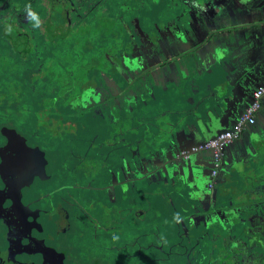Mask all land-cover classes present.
Returning <instances> with one entry per match:
<instances>
[{"label": "rangeland", "instance_id": "1", "mask_svg": "<svg viewBox=\"0 0 264 264\" xmlns=\"http://www.w3.org/2000/svg\"><path fill=\"white\" fill-rule=\"evenodd\" d=\"M1 1L0 23L4 22L6 18L11 23L7 24L6 22L3 29H0V132L4 130L5 126L16 127L29 138L28 140L37 141L44 148L43 150L59 155V157L55 156L59 160L70 161L71 190L69 193H71V207H73L72 202L84 205L87 202V192L98 193V191H88L86 187L89 184H94L95 187H98V182L102 184L99 176L95 177L91 171L82 169L90 165L89 157L90 154L96 153V147H101L103 157L107 152L102 148L103 145H96L94 137V134L98 133L96 131L102 132V136L106 138L107 142L101 141L106 145L104 147L115 146L116 149H119L122 147L121 141L130 138V136L119 138L116 142V127H119L118 132L121 134L125 128L127 129L126 125L121 127L107 125L105 122L100 126L97 121L91 125L86 114L80 112L86 111L93 119L101 117V113L104 112L116 123H119L120 117L124 113L133 109L137 110L139 107L144 110V114H151V110L147 107L155 100L153 95L156 90L167 91L166 85H164L165 80L172 82L171 85L174 89H180L181 83L178 82V78L185 77L190 67L198 69L201 66L202 68L209 58L217 61L226 53L220 45V42L225 39V34L221 30H218L219 34L216 37L213 34L217 28L221 29L225 25L223 10L226 11L228 6H225L224 9L220 0H123V9L120 15L123 19L121 17L118 20H120L123 31L124 28L128 31L127 40L131 43V50L128 54H120L119 58L107 55L116 71V81H113L107 72H103L102 78L92 80V83L78 95L74 101V106L70 107L72 111H66L65 106L70 105H62L65 103L63 100L71 101L74 99L73 93L67 92L66 88H63L68 81L63 82L60 78L50 84L39 83V80L40 82L43 80L40 77L45 75L43 69H39L37 65V58H43L40 54L48 53L51 50L61 62L67 58L64 54L68 51L74 53L77 48H80L81 51L82 48L89 47V40H91L92 45L99 46L101 44L99 38L105 36L106 29L107 32L110 30L111 34L115 33L112 27L116 28L117 26L116 14L114 15L116 0H98L99 4L95 7V20L102 19V21L95 23L93 20L85 19L84 28L89 31L85 34L80 29L79 31L77 29L71 30L69 25L67 29L61 32L58 30L60 26L66 25L65 22L68 20L67 15L64 14L66 12L59 6H55L50 11L51 16L50 14L44 15V7L40 16H34V11L39 4H51L48 0H9L8 5H6L7 0ZM89 1L94 0H74L71 4H74L73 6H76V3L81 4L77 8L88 10ZM106 2L109 3L106 4ZM232 3L233 0H229V5ZM175 10L176 13L173 18L165 19L166 14H172L171 12L174 13ZM24 12L30 13L28 15L30 21L23 20L22 22H25L23 24L19 20L26 16L22 15L20 18L18 13L23 14ZM216 13L221 14V16H217L218 21L215 23L212 14ZM150 17L160 19H154L156 21L153 23V29L144 31L138 25L136 18H139L143 24ZM48 18H51V28H47L50 32L43 38L41 36L43 35L42 30L48 26ZM109 21L110 25L106 26ZM54 23L56 26L53 29ZM132 24L135 25L137 36L129 31L133 29ZM45 31L44 34H47ZM77 36L79 37L77 38ZM110 36L108 35L106 39L108 44L112 42ZM38 39H43L40 42L42 45ZM221 62L224 63L223 60ZM227 63L229 62L226 61ZM70 74L71 76L74 75L73 73ZM61 93L62 95L59 96H63V100L57 98V95ZM131 101L133 105H130ZM226 105V99H222V107L219 108L226 110ZM57 110L61 114L52 115V112L57 113ZM212 112L215 119L221 117L216 108ZM143 113L142 115L145 117ZM236 119L237 117H234L233 123ZM261 125L255 119L252 127L254 132L259 130ZM215 130L217 132V129ZM170 131L172 132V130ZM189 132L192 131L189 129L175 131L170 133L168 140L163 141L164 144L166 143L164 150L168 155L166 160L162 154L148 155L147 153V156L140 157L141 161H139L140 166L138 167L144 172V175L151 176L154 174L157 180L162 182L166 178L173 181L175 171L171 169L180 170L184 166L180 161H189L193 158L194 153H198L192 152L184 157L181 154L184 150L173 149V140L181 134L187 135ZM194 133L195 138L201 136L200 139L202 140L205 137V132L203 133L199 129ZM88 138L91 144L86 141ZM146 138L143 141L148 143V138ZM249 141L254 144L261 143L260 146H262L264 136L261 135L259 139L253 142L252 140ZM2 142L0 139V143ZM260 151L264 156V147H260ZM69 152L71 157L68 158ZM222 157L223 154L221 160ZM110 158L116 160V151L110 152ZM92 163L93 161H91ZM72 166L78 168L72 169ZM221 166L218 175L215 176V181V177L209 174L206 182L202 184L207 191L205 197L207 200L196 196L197 188L190 178H195V174L183 177V184H187L188 188L182 193L197 203L199 207L197 209L199 215L190 214L192 216H188V221L192 225L201 224L205 229L216 224L227 223L234 227L236 234L245 236L244 231L247 229V225L233 223L237 216L234 209L229 207L223 209L216 206L220 202L218 201L219 197L216 196V185L223 168V162H221ZM259 172L263 173L264 171ZM124 177H126L125 173ZM262 180L264 182V177ZM177 181L182 183L180 178ZM259 187L264 189V185H259ZM92 189L95 190V188ZM164 189L165 187H162L160 183L156 192L165 195L167 191ZM261 191L264 192V190ZM108 193L111 201L115 200L112 187L108 188ZM146 197L149 201L152 199L150 193ZM254 197H261L262 199L264 194L257 192ZM165 198L160 199L155 207L159 208L160 204L164 206L171 204L168 200L165 201ZM234 199L237 204H241L243 201L246 203V199H242V201L236 195H234ZM258 209H260L258 212L264 213V206ZM69 211V218L73 222L74 228L55 239L65 246L66 255L73 256L72 264H76L75 259H79L81 264H117L116 248H120L121 246L118 247V245L121 243H116V237H118L116 231L110 235V229H116V209H100L99 206L90 207L87 205L85 208H73ZM256 227L260 235L264 233V229L261 231L260 225ZM197 231V228L192 229V232L186 231L183 221L178 220V224L173 225L169 230L168 239L172 240L174 245L189 246L195 241ZM246 239L247 237L243 238V240ZM151 241L153 242L152 246L146 245V242L128 245L126 251L129 253L137 252L139 257L124 259L120 264H167L168 261L164 259L161 253L162 240L157 233L154 232ZM175 251L176 249L171 247L168 248L167 252L173 253ZM108 253L114 256H109ZM158 255H161L162 259L158 258Z\"/></svg>", "mask_w": 264, "mask_h": 264}, {"label": "crops", "instance_id": "2", "mask_svg": "<svg viewBox=\"0 0 264 264\" xmlns=\"http://www.w3.org/2000/svg\"><path fill=\"white\" fill-rule=\"evenodd\" d=\"M220 3L224 6V9L225 6H228L226 11L223 10L225 25L221 29L217 28L213 34L216 37L219 34L218 30H221L225 34L224 41L220 42L221 47L226 52L224 57L217 61H213V59L209 58L202 68L201 66L198 69L190 67L185 77L178 78V82L181 83L180 89H174L171 85L172 82L170 83L168 80H165L164 85H166L167 91L156 90V93L153 95L155 100L147 107V109L151 110V114H144V110L139 107L137 110L133 109L132 111L124 113L122 117H120L119 123H116V126L122 127L126 125L127 129L125 128L123 133L129 131L128 136H130L129 140L125 142L127 145L122 146L121 149H116V152L119 153L124 149H127L128 153L129 151L134 152L133 156L138 161V166H140L139 161H141L139 158L147 156V153L148 155H152L155 152H160L159 154H162L163 158L166 160V156H168L166 150H164L166 148V143L164 144L162 141L164 146L162 147L159 145L162 150L157 149V141L163 136V134L158 135V133H162L160 131L172 130V132L170 131L171 133L184 129L192 131L187 135L181 134L178 138L173 140V149L187 151L213 135L229 128L234 121V117L236 118L240 110L251 102L256 87L264 84V0H233L231 5H229V0H220ZM212 16L216 23V21H218L217 16H221V14L216 13L214 15L212 14ZM221 60H223L224 63L221 62ZM226 61L229 63L226 64ZM192 71L195 73L193 77H191ZM208 72L210 74H208ZM205 74H207L208 77H206ZM190 77L191 80H189ZM222 86L225 87L221 88ZM219 90L223 95V98H220V102H222V99H226L227 101L226 110H221L218 103H215L216 106L212 105L213 103L208 99L211 97L215 99L216 92ZM204 99L208 101V110L200 113L201 118H189L190 114H187L189 112L188 110L194 109V107L191 108V106ZM132 103L131 101L130 105H133ZM214 108L220 112L221 117H219V119H215L213 115L212 110ZM142 113L145 117H143ZM101 114H104V112ZM181 114H183L181 117L187 116L182 123L178 122V119H182L180 117ZM101 117L93 119L89 116L88 118L94 122H98L101 121ZM168 119L169 121H167ZM256 121L262 124L259 130L254 132V129H252L253 126L246 127L239 139L228 144L223 149V168L220 172L218 184L216 185V188L218 186V188L221 187V192L225 193L222 196L223 198L226 199L234 193V195L240 197L241 200L246 199V203L242 201L243 204L248 205L250 202L249 199L253 198L255 195H252L254 184L251 183V181L254 180V177L257 175L258 168H262L264 165V156L260 151V147H264V143L260 146L261 143L254 144L249 141L252 140L253 142L259 139L261 135L264 136V97L261 101L260 110L256 115ZM163 126L165 129L162 128ZM117 128L119 127H116V129ZM198 129L203 133L205 132V137H203L202 140L200 139L201 136L197 138L194 137L196 136L194 132H197ZM215 129H217V132ZM143 133H147V135L142 136L141 134ZM141 138H146L148 143L142 142ZM88 140L89 138L86 141ZM88 143L91 144L90 141H88ZM142 143L144 144V148L142 147ZM192 156L193 158L189 161H180L182 165H184L180 170L171 169L175 171V176H173V174L172 176L173 178H180L183 184V177L195 174V178H190L197 188L196 196L207 200V198H205L207 191L202 184L206 182L205 180L208 178V175H211L212 164L210 153L202 151L194 153ZM109 158L110 156L108 157L106 154L103 157L98 151L94 154H90V165L84 168L85 170L91 171L92 175H95V177L99 176L102 184H100L98 180V187H95L94 184H89L86 189L88 191H98V193L94 194L87 192V202H85L84 205L72 202V209L85 208L87 205L90 207L99 206L100 209H109L103 207L102 193H100L99 190L103 184H107L110 181L116 182L115 179H111L109 171L116 175V166L120 167L119 163L116 164V160H111V158ZM91 161H93L92 164ZM105 164L110 165L107 171L103 169ZM74 168L77 169L78 167L72 166V169ZM139 170L141 172L139 173L144 175V172L141 169ZM122 174V177H124V173H121V175ZM215 179L216 177L214 181ZM93 181H95V179H93ZM185 185L188 188V185ZM232 185L236 186L234 192L231 189ZM121 186L123 187L124 185ZM92 188H95V190ZM143 191L145 193H151V186L148 185V188L145 186V189H142V192ZM107 196L110 202H116L115 190V200L111 201L110 196L108 194ZM253 201H255L252 202L254 208L264 206V201L259 198L253 199ZM145 203L147 204L146 201ZM149 207V209H146L144 204L141 208L135 209L115 208L116 218L118 219V223H121L116 225V230H118L119 235V238L116 237V243L130 245L146 242L148 246L153 245L151 241L154 235V226L151 227L153 224L152 219L155 220L154 223H160L166 220L165 215L169 211H166V209H168L167 205L159 206V208L155 207V205H150ZM160 215H162V218ZM171 227L172 226H164L163 229L160 228L162 229L161 233H159L160 231L156 232L162 240L161 253L164 259H166L164 255L166 249L170 245H174V242L168 239ZM123 230H126V233ZM121 234H123V238L120 237ZM160 256L161 255H158L157 257L162 259V256Z\"/></svg>", "mask_w": 264, "mask_h": 264}, {"label": "trees", "instance_id": "3", "mask_svg": "<svg viewBox=\"0 0 264 264\" xmlns=\"http://www.w3.org/2000/svg\"><path fill=\"white\" fill-rule=\"evenodd\" d=\"M51 4L47 5L43 3L44 5H38L34 11L35 15H41L43 11V7L45 8L44 15L47 16L50 14V11L55 8V6H59L62 10H64L68 17V20L65 22L66 25H62L58 28V30L61 32L62 30L67 29V26L69 25V28L72 30H81L82 33L85 34L89 33L87 31V28L85 29V19H88L90 21L93 20V22L97 23L102 21V19L95 20V7L99 4L98 0L89 1V4L87 7L88 10H80V5L76 3V6H73L71 2L74 0H48ZM2 1L0 0V4ZM6 5H8L10 2L9 0L6 1ZM55 3V4H54ZM109 2H106L108 4ZM161 4V3H160ZM52 5H54L52 7ZM162 5V4H161ZM123 9V0H116V28L112 27V30L115 33H110V30H105V36L99 38V42L101 44L98 45H92L91 40H89V47L82 48L80 51V48H77L74 53H70L69 51L64 54L67 56V58L64 61L60 62V59H58L56 54L54 52H51V50L48 51V53L40 54L43 56V58L38 59L37 58V65L39 66V69H43V74L45 76H41L40 79L42 82L39 83H45L50 84L53 81L56 82L58 79L61 78V80L64 82L65 80L68 81L66 85L63 86V88H66L67 92L73 93V100L71 101H65L63 100V96L58 94L57 98L60 100H63L65 102L62 105L69 104L70 106H65L67 108V111H72L70 107L74 106V101L78 97V95L87 88L91 83L92 80H99L102 78L103 72H107L109 75H111V78L113 81H116V71L113 68L111 62L107 58V55L115 56V58H119L120 54H128L131 50V43L129 40H127V30L123 28L120 24V20L122 16L121 11ZM68 10V11H67ZM112 11V10H111ZM113 12V11H112ZM37 13V14H36ZM68 13V14H67ZM172 14H166L165 19L170 20L174 17L175 12H171ZM2 12H0V15ZM20 18L22 15L26 16L23 17L24 19H20L19 21H30V18L28 15L30 13H18ZM51 16V14H50ZM85 16V17H84ZM4 21L7 24H10L11 22L7 20ZM10 19V18H9ZM47 19V18H46ZM123 19V17H122ZM154 19H160V18H149L145 20V22L142 24V21L139 18H136L138 25L144 30L153 29V23L156 21ZM4 22L0 23V29H3ZM48 26L46 29H43L44 31H48L44 34V31L42 30L43 35H41L43 38L46 37V35L49 34L50 30L47 28H51V18H48ZM115 22V21H114ZM23 24L25 22H22ZM110 25V21L107 23L106 26ZM56 26V23L53 24V29ZM132 30H129L132 34L137 36V30L135 28V25L132 24ZM111 34V36H110ZM154 34V33H152ZM108 35L112 38V42L110 44L107 43L106 39ZM80 36V35H79ZM77 36V38L79 37ZM91 38V37H90ZM89 38V39H90ZM43 39H38V42H42ZM76 43V42H75ZM41 44V43H40ZM108 44V45H107ZM42 45V44H41ZM110 45V46H109ZM114 54V55H113ZM55 58V59H54ZM77 69V70H76ZM192 70V69H191ZM70 73H73L74 75L71 76ZM208 74H210L208 72ZM195 76V73L191 72V77ZM206 77H208L207 74H205ZM191 77L189 80H191ZM79 80V81H78ZM225 86H222L223 88ZM220 88V90H221ZM220 90L216 92V98L213 97L208 98L210 99V102H212L214 106L215 103H218V105L221 106L220 98H223V95L220 93ZM65 91V92H66ZM64 92V93H65ZM214 96V95H210ZM56 99V100H58ZM214 99V100H213ZM67 102V103H66ZM195 105L191 106V108L194 107V109L188 110L189 112L187 114H190L191 119H194L195 117L201 118V112H205L208 110V101L206 99L201 100L200 102L194 103ZM41 107V106H40ZM52 115H60V113H53ZM68 115V114H67ZM129 116V115H128ZM183 116V114L180 115V117ZM185 117H181L182 119H178V122L182 123L183 120L186 119ZM91 125H94V121L87 118ZM101 121H98V125H102L103 123H107V125H116V122L113 121V119L107 115L102 114V117L100 118ZM89 123V124H90ZM162 128L165 129L163 126ZM119 128L116 129L117 135L116 140L120 138H125L128 136V132L125 133H119ZM160 131V130H158ZM98 133L94 134V136L97 138L101 137V141H106V138L103 137V133L100 131H96ZM163 134L161 139L157 141V149L162 150L159 145L162 147L164 146L162 141L168 140V136L171 135L170 131H160ZM100 133V134H99ZM162 133H158L162 134ZM97 135V136H96ZM142 136H146L147 133L141 134ZM166 136V137H165ZM99 139L97 141L100 143ZM144 138H141V141L143 142ZM129 139L122 140V146H126ZM140 141V142H141ZM142 147L144 148V144L142 143ZM122 148V147H121ZM119 148V149H121ZM123 150V149H122ZM124 151V152H123ZM121 152H116V164H120V167L116 166V175L109 171L111 179H115L116 182H108L107 184H103L100 188V193H102V202L103 207L110 208V209H135V208H141L144 206L146 209H149L150 205H155L157 202H159L160 199L165 198V201L168 200L171 204H167L169 212L165 215V219L160 223H154L155 220L152 219V226L154 232H162V229L164 226H173L178 224V220H182L185 226L186 231L192 232V229L197 228V234L195 235V241H193L192 244L189 246L182 245H170L168 248L174 247L176 249L175 252L169 253L168 248L164 252L165 260L168 261L169 264H264V233L260 235V232H258L257 225H260L261 231L264 229V213L258 212L260 209L254 208L253 199H258V197H253L248 204H237V201L234 199V195L229 196L228 198H223V192H221V187H217V197H219L218 204L216 206L218 208H233L236 212V218L233 220V223H242L243 225H247V229H245V236H239L234 232V227L232 225L230 226L227 223L222 224H216L213 225L209 229H205L201 224L200 225H192L190 221H188V216H197V209L198 204L194 203L190 198L184 196V194L181 192L185 189H187L186 185L180 183L177 181V177L173 178V181H170L168 178L164 182L157 180V178L152 174L151 176L142 175L139 173V167H138V161L134 158L133 153H128L127 149H124ZM160 152H155L154 154H159ZM103 155V154H102ZM108 164H105L103 166V169L105 171L109 170ZM264 171V165L262 168H258V173L254 177V180L251 181L253 183V194H256L257 192H262L259 185H264V182L262 178L264 177V172L260 173L259 171ZM125 173L126 177H122ZM154 176V177H153ZM153 177V178H152ZM263 182V183H262ZM124 184V187L121 186V184ZM161 183L162 187H165L164 190H166L165 195H160L156 192L158 189V185ZM113 184V185H112ZM148 185L151 186V195L152 199L149 201L146 197L149 193L142 192V189H145V186L148 188ZM108 186H114V190L116 191V202L112 203L109 201V198L106 193V187ZM232 191L236 189L235 185L231 186ZM264 188V187H263ZM135 192V193H134ZM232 192V193H233ZM154 196V198H153ZM261 199V197L259 198ZM147 201V204L145 201ZM261 200L264 201V198ZM141 205V206H140ZM163 204H160L161 207ZM116 206V207H115ZM253 209L251 211V209ZM251 213L249 214V212ZM197 213V214H196ZM192 214V215H190ZM258 214V215H257ZM162 218V215H160ZM159 216V218H160ZM251 217V218H250ZM256 217V218H254ZM248 218H250L248 220ZM120 221V220H119ZM121 224L118 223V219L116 218V225ZM249 224V225H248ZM162 228V229H160ZM126 233V230H123ZM226 234V235H225ZM118 235V230H116V236ZM123 238V234L121 236ZM226 237L225 239H223ZM244 237H247L246 240H243ZM119 238V235L118 237ZM194 240V239H193ZM117 246V245H116ZM119 246L120 248H116V263L120 264L122 260L132 258V257H139L137 256L138 253H129L126 251L127 246L125 243H121ZM118 246V247H119Z\"/></svg>", "mask_w": 264, "mask_h": 264}, {"label": "flooded vegetation", "instance_id": "4", "mask_svg": "<svg viewBox=\"0 0 264 264\" xmlns=\"http://www.w3.org/2000/svg\"><path fill=\"white\" fill-rule=\"evenodd\" d=\"M80 113L90 116L86 111ZM3 129L0 132L3 141L0 143V264H72L73 256L66 255L65 246L55 239L74 228L69 218L70 161L59 160L55 157L59 155L43 150L37 141L28 140L16 127ZM97 139L98 136L96 145H103L108 157L116 151L115 146L104 147L101 137L100 143ZM96 151L103 154L99 146ZM109 187L112 186L106 187L108 195ZM115 231L111 228L110 235ZM78 260L75 259L76 264H81Z\"/></svg>", "mask_w": 264, "mask_h": 264}, {"label": "built area", "instance_id": "5", "mask_svg": "<svg viewBox=\"0 0 264 264\" xmlns=\"http://www.w3.org/2000/svg\"><path fill=\"white\" fill-rule=\"evenodd\" d=\"M264 97V84L256 87L252 95L251 102L240 110L235 122L227 129L213 135L204 142L193 146L187 151H183L182 156L186 157L192 152H209L211 156V176L215 177L221 167V155L223 149L233 141L239 139L244 133L246 127L253 126L256 115L261 107V101Z\"/></svg>", "mask_w": 264, "mask_h": 264}]
</instances>
